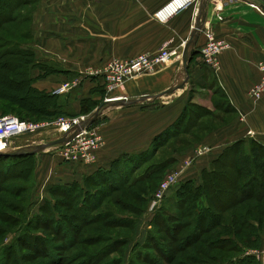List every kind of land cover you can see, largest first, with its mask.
<instances>
[{"label": "crops", "instance_id": "1", "mask_svg": "<svg viewBox=\"0 0 264 264\" xmlns=\"http://www.w3.org/2000/svg\"><path fill=\"white\" fill-rule=\"evenodd\" d=\"M170 1L36 0L32 4L30 39L24 46L48 68H31L33 86L52 91L64 82L78 81L76 87L57 95L60 104L68 108V117L91 116L103 105L93 123L103 137L96 163H69L58 154L52 160L46 159L45 165L40 159L45 151L36 154V169L43 168L49 174L47 187L83 182L119 159L148 152L154 138L173 126L188 104L219 109L223 119L207 129L189 150L177 155L181 165L193 158L180 182L194 180L201 184L202 172L212 170L214 162L238 141L247 144L256 140L264 145V94L259 99L249 94L263 76L259 63L264 62V0H208L200 13L206 18L186 71L182 56L194 33L199 3L187 6L165 22L157 20L156 11ZM207 31L229 44L219 54L216 68L206 64L201 55ZM162 47L177 50L173 61L127 80L123 90L117 92L131 100L149 98L134 104L105 105L104 78L88 71L113 57L132 58L140 53H156ZM45 69L51 72L41 76ZM186 76L183 88L161 95ZM221 99L225 102L219 107L215 102ZM18 147L25 146L12 149ZM202 147L209 151L198 155ZM258 241V247L264 246V231Z\"/></svg>", "mask_w": 264, "mask_h": 264}, {"label": "trees", "instance_id": "2", "mask_svg": "<svg viewBox=\"0 0 264 264\" xmlns=\"http://www.w3.org/2000/svg\"><path fill=\"white\" fill-rule=\"evenodd\" d=\"M35 1L0 0V111L6 112L20 109L49 118L55 115L54 110L57 105L58 107L60 106L59 98L52 91L39 90L33 86L34 79L31 77V68L41 67L44 69V66L47 68V64L37 62L34 51L24 46L30 39L29 28L33 10L32 4L34 5ZM47 69H45V74L41 76L51 72ZM206 114H210L209 109L195 104H188L179 120L154 138L151 149L148 152L119 159L113 162L111 167L99 169L92 175L87 176L83 182L73 181L67 184L50 186V191H61L63 196H65V201H69L67 205L80 199L79 202L75 203V206H67L68 208L74 207L73 209H76L77 213H79V218H76L75 215L60 213L55 206L50 205L49 209L43 208V214L48 211L50 217L37 215L35 219L36 222H43L45 229H49V225L53 223L54 225L51 228L55 231V234H59L61 243L55 245L48 239L37 237L30 233H28L29 236L23 233L25 238L31 237L35 241L32 245L42 246L41 249L49 254L52 261H55L54 264H73L81 258L84 261H80L79 264H88L90 260L93 261L92 264H100L105 261L106 263L112 262V260L108 261V258L126 243L123 241L124 239H111V235H107L110 233L100 229L97 230L103 233L84 234L83 230L86 226L89 227L94 219H97V222H106L104 225L109 229L122 225L114 222L118 219L105 221L111 216L108 212L103 211L92 217L89 216V212L97 209L96 206L98 204L90 205L88 203V199H95L96 194L88 193L89 190H85V186L94 182L95 185H104V187L112 188L116 191L120 188L119 183H123L122 186L131 185L136 184L146 176L148 179L150 177L148 176L149 173L143 175V178L135 179L133 182L129 181V177L132 175L130 170L138 168L147 160L149 152L162 146L165 141L175 138L181 133L190 134V129L196 126L199 127L201 118ZM17 117L24 121H30ZM228 151L232 154H226ZM31 156L35 157L36 154L0 156V194L3 192L13 193L19 197V194L24 189L4 185V182H8L11 178L21 177L23 167L19 170V165ZM174 158L166 163H173L175 161ZM36 164L37 162L35 161V170ZM17 169L19 170L18 172ZM262 170L264 172V145L256 140H249L247 144L244 141H238L232 144L214 162L212 170L207 169L202 172L201 184H196L194 180H187L181 183V190H178L176 196L183 199V203L184 201L187 203L188 200L186 199L187 197L185 198L183 189L189 185L190 187H187L189 189L188 194H190L189 196H191L194 205L193 227L186 233L184 245L185 248L195 246L196 256L195 259H191L195 264H261L257 259L258 257L247 256L246 258V255H243L242 252L240 255L233 257V259H228L226 256L227 253L241 250L240 247L244 243L240 239L242 234H246L247 242L252 239V236L247 235L245 232L246 227L251 226L252 228L254 221L263 222L264 182L260 179L259 174ZM0 201L4 202V199L1 198ZM90 202L93 203L92 201ZM4 203L6 207L12 205L11 202ZM183 203L179 205V208H183ZM200 205L201 207H199ZM20 206L22 207V205ZM91 206L94 208L90 209L89 207ZM17 207L19 205L15 208ZM188 209H191V206ZM188 209L185 208L186 211ZM186 211H183L184 215L191 216V213ZM79 220H83L85 223L84 227L78 223ZM161 221L163 222V220ZM164 223L166 231L172 228L171 225H167L166 221ZM188 225V223L187 225L185 224V226ZM204 234H207V237H204ZM209 234L211 237H208ZM170 236L173 237V235ZM259 237L260 233L253 239L258 241ZM150 239L154 242L155 250L164 254L167 263L172 264L175 260L174 256H170L169 253V255L166 254L168 251H165V248L158 244L159 240H156L153 236ZM83 246H86V248H82ZM28 247L32 248L30 245ZM12 248L13 246L10 245L6 250L4 249L2 260H6L1 261V264H10L11 258L8 262L6 257ZM74 248L75 251L70 253L69 256L61 255V252L66 253ZM137 254V259L143 263L161 264L155 256L149 259L148 257L143 258L141 253ZM129 264L138 263L132 261Z\"/></svg>", "mask_w": 264, "mask_h": 264}, {"label": "rangeland", "instance_id": "3", "mask_svg": "<svg viewBox=\"0 0 264 264\" xmlns=\"http://www.w3.org/2000/svg\"><path fill=\"white\" fill-rule=\"evenodd\" d=\"M22 26L24 25L22 24ZM2 33L5 34L4 32ZM222 99L218 100L220 102H215L219 107L224 106L223 103L225 100ZM67 112H69L68 108H65V105L62 103L59 107L57 105L54 110L55 115L49 118L39 114H31L27 110L20 109L16 111H0V116L17 115L23 119L34 122H50L48 126L40 130L14 137L11 140V146L16 147L18 145L23 146V144L24 146H28L37 143H47L58 139L61 132H59L57 126L53 122L60 117H68L69 115H67ZM222 113L223 111L219 109L210 110V114H206L201 118V125L199 127L196 126L190 129V134L185 135V133H181L175 138L165 141L162 146H159L154 151H150L147 160L141 165L139 164L140 166L138 168L135 170L132 168L130 170L132 175H130L129 181L133 182L135 179L143 178V175L149 173L148 176L150 177L148 179L146 176L142 180L140 179L136 184L131 185L122 186L123 183H119L121 186L119 185L120 188L116 191L112 188L104 187V185H95L94 182L88 183V185L85 186V190H89L88 193L96 194V198L88 199V203L90 205L98 204L96 206L97 209L89 212V216L92 217L103 211L108 212L111 216L105 221L118 219L114 222L116 224L120 223L122 226L109 229L104 225L106 222H97V219H94L91 221L92 223L90 222L91 224L89 227L86 226L84 228V234L103 233L97 230L100 229L101 231L110 233L107 235H111V239L120 238L124 239L123 241L126 242L118 251L113 252L110 255L108 258L109 260L107 259L108 261L112 260V262L106 263L105 261L100 264H115V262L118 264H129L132 261H135V263L138 264H147L137 259V253H141L143 258L148 257L150 259L155 256L161 264H168L166 261L167 259L164 257L165 255L155 250L154 242L150 239L151 236L156 240H159V243H156L162 248H165V251H168L167 253L165 252L166 254L169 253L170 256H174L175 260L172 264H195L193 260H191L195 259L196 256L195 246L185 248L184 245V238L187 236L186 233L192 229V219L195 217L193 215V200L191 196H189L190 194H188L189 189H187V187L189 188L190 186L187 185L183 189V192H185V198L187 197L186 199L188 200L187 203L185 201L183 203V199L176 196L178 190H181L182 182H180V177L182 174H180L178 182L168 190L157 211L149 212L148 208L155 192L158 190L161 182L167 175L180 171V169L186 166V164L188 167L192 165L193 158L185 160L181 165L177 155L179 153H185L196 142H199L206 135L205 131L207 129L221 123L223 119ZM56 147L58 146L51 148L46 147L44 150L45 152L41 154L40 159L45 165L47 164L46 159L52 160V156H58V154H60V149ZM204 148L205 147H202L200 149ZM99 149L96 152L97 159ZM11 151H13V149ZM173 157H175L173 163H166ZM35 159L36 156H31L19 165V170L23 167L21 177L11 178L8 182H4V185L10 187L16 186L15 188L20 187L24 190L19 194V197L15 196L13 193L3 192L0 194V199L3 198L4 202H11L12 204L10 207H6L5 203L0 201V264L6 260H2L4 249L6 250L10 245L13 246V248L8 252L6 257L8 262L11 258L10 264H54L55 261H52L49 254L41 249L42 246L32 245V243H35L33 238H25L23 233L26 236H29L28 233H30L34 236L48 239L53 242V244L57 245L61 243V237L58 233L55 234V231L51 228L54 224L51 223L49 229H45L43 222H36L35 216L41 215L50 217L48 211L43 214V208L49 209L50 205H53L60 213L75 215L76 218H79V213H77L76 209H73L74 207L68 208L67 206H75V203H77V201L79 202L80 199H77L74 203L70 202L71 204L67 205L69 201H65V196H63L61 191H50L48 188L49 186H46V177H48L49 174H45L43 168L35 170V161L37 162ZM155 167H157V169H155ZM18 169L17 172L19 171ZM259 174L260 179L264 182L263 170L262 172L260 171ZM182 203L183 208L181 209L179 208V205ZM17 205H19L20 208H15ZM20 205H22V207ZM190 206L191 209H188ZM199 207H201V205ZM89 208L92 209L94 207L91 206ZM185 208L188 209V211H186ZM183 211L190 212L191 216H185ZM161 220H163V222ZM32 221L33 223H31ZM165 221L167 225L172 226L168 231L164 229ZM78 223L82 227L85 226L83 220H79ZM187 223L189 225L185 226ZM249 228H251V226L246 227L245 232L247 235H251L252 239H249V242H247L246 234H242L240 239L244 243H242L243 246L240 247L241 250L227 253L226 258L233 259V257L240 255L242 252L243 255H246V258L247 256H256L258 257L257 259L259 262L264 264V254H262L264 252V246L258 247L259 241L253 239L256 235H259L261 230L262 232L264 231V219L262 223L254 221V226L251 229ZM170 235H173V237ZM204 237H207V234H204ZM208 237H211V235L209 234ZM29 245L32 246V248H29ZM82 248H86V246H83ZM74 251L75 248L72 250L70 249L66 253L61 252V255L67 257ZM256 252H260V256H258ZM80 261L84 260L81 258L73 264H79ZM92 263L93 261L90 260L88 264Z\"/></svg>", "mask_w": 264, "mask_h": 264}, {"label": "built area", "instance_id": "4", "mask_svg": "<svg viewBox=\"0 0 264 264\" xmlns=\"http://www.w3.org/2000/svg\"><path fill=\"white\" fill-rule=\"evenodd\" d=\"M198 0H171L162 8L156 11L155 18L161 22H165L187 6L197 2ZM207 42L201 48V55L206 64L210 67H218L219 54L229 44L217 37L212 31H207ZM177 55V50L169 47H162L156 53H140L132 58H118L113 57L99 68L90 69V75H102L104 78V88L107 93L105 101H113L117 98H123L122 95L117 94L118 91L123 90L125 82L131 78L138 76L144 72L153 71L160 65H165L173 61ZM263 76L262 79L251 87L249 94L259 99L264 94V62H260ZM78 81H67L52 90L54 95H62L72 88L76 87ZM60 117L53 123L63 135L69 133L72 137L63 144L58 145L60 155L69 163H79L89 165L97 162L96 152L103 144V137L95 126L89 125L87 127H78L83 119L87 117ZM50 122L45 121H24L15 115L0 116V151L5 152L12 149L11 140L21 134L28 132H35L46 126ZM75 128V129H74ZM209 151L208 147L197 150L198 155ZM188 168V165L180 169V171L173 172L167 175L161 182L158 190L155 192L153 199L149 204V212H155L161 206V202L166 196V193L179 180L180 174ZM260 256L259 252H256ZM264 254V252L262 253Z\"/></svg>", "mask_w": 264, "mask_h": 264}, {"label": "water", "instance_id": "5", "mask_svg": "<svg viewBox=\"0 0 264 264\" xmlns=\"http://www.w3.org/2000/svg\"><path fill=\"white\" fill-rule=\"evenodd\" d=\"M207 3H208V0H200L199 4H198V15H197L196 23L194 26V33L191 35V38L187 42L185 49H184V52H183V56H182V62H183V67H184L185 71L188 69V63H189V60L191 58V55L193 54L192 53L193 45H194V43L198 37V34L202 30L203 24L205 22V18H206L205 15L202 14V16H201L200 13H202V11L205 9ZM199 16H200V18H199ZM186 81H187V76L184 78V81H182L181 83H179L175 87L167 89L166 91L161 93V95L167 94V93H172L175 89L183 88ZM153 97H155V96H153ZM147 98H149V96H144V97H142L140 99H136V100H131V99H127L126 97H123V98H117L113 101H105V105L106 104H112V105L134 104L140 100H145ZM102 107H103V105L100 106L91 116L87 117L86 119H83L80 122V124L78 126H76L75 128L87 127L89 125H92L96 121V119L99 117L100 110L102 109ZM71 137H72V135H70L67 132L64 135H62V137L55 139L53 141L47 142V143H38V144H33V145L25 146V147H18L16 149H14L13 151H5V152L0 151V156L1 155L21 156L24 154H36V153H39V152L45 150L46 147L63 144L66 141H68Z\"/></svg>", "mask_w": 264, "mask_h": 264}, {"label": "bare ground", "instance_id": "6", "mask_svg": "<svg viewBox=\"0 0 264 264\" xmlns=\"http://www.w3.org/2000/svg\"><path fill=\"white\" fill-rule=\"evenodd\" d=\"M197 2L199 3V0H198ZM79 119H81V117H80ZM62 135H63V133L60 134L59 138L62 137ZM56 146H58V145H56ZM51 147H54V146H50L49 148H51ZM11 150H12V149H10V150H8V151H11ZM36 154H37V153H36Z\"/></svg>", "mask_w": 264, "mask_h": 264}, {"label": "snow or ice", "instance_id": "7", "mask_svg": "<svg viewBox=\"0 0 264 264\" xmlns=\"http://www.w3.org/2000/svg\"><path fill=\"white\" fill-rule=\"evenodd\" d=\"M0 147H2V146H0Z\"/></svg>", "mask_w": 264, "mask_h": 264}]
</instances>
